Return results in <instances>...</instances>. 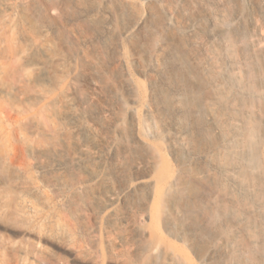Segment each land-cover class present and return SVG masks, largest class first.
Returning a JSON list of instances; mask_svg holds the SVG:
<instances>
[{"label": "rangeland", "instance_id": "rangeland-1", "mask_svg": "<svg viewBox=\"0 0 264 264\" xmlns=\"http://www.w3.org/2000/svg\"><path fill=\"white\" fill-rule=\"evenodd\" d=\"M29 2L3 0L13 15L34 22ZM52 14L71 45V60L63 52L71 77L56 93L63 143L53 154L40 148L20 155L0 97L1 145L16 166L12 184L0 172V264H162L157 252L140 253L142 229L154 228L147 218L153 199L144 185L126 188L154 176L139 148L150 143L172 173L182 161L203 169L205 160L191 155L190 128L177 118L166 120L163 140L147 137L142 121L147 110L158 111L157 93L178 89L171 49L184 48L198 65L206 50L228 47V24L247 37L264 74V0H59ZM41 34L37 51L47 59L53 34ZM159 233L190 264H224L222 249L203 261L204 247Z\"/></svg>", "mask_w": 264, "mask_h": 264}, {"label": "bare ground", "instance_id": "bare-ground-1", "mask_svg": "<svg viewBox=\"0 0 264 264\" xmlns=\"http://www.w3.org/2000/svg\"><path fill=\"white\" fill-rule=\"evenodd\" d=\"M58 4L30 0L31 22L13 15L14 6L0 0V97L15 123L11 137L20 155L25 149L39 153L40 148L53 154L63 143L56 93L71 77L63 54L67 51L71 60V45L52 14ZM43 28L53 34L47 59L37 51ZM235 33L228 24L222 32L228 47L206 50L198 65L184 48H172L171 60L179 71L171 81L178 89L157 93L158 111L147 110L141 124L147 137L163 140L166 120L177 118L190 128L185 145L191 155L205 160L203 169L182 161L172 173L150 143L139 148L154 176L126 188L137 192L144 185L153 199L147 218L154 228L142 229L140 253L157 252L162 264L190 263L164 244L159 231L204 247L203 261L222 249L224 264H264V74L247 37ZM98 81L108 83L100 74ZM81 99L88 104L89 99ZM126 147L131 150L130 144ZM4 153L0 140L1 177L12 184L16 166Z\"/></svg>", "mask_w": 264, "mask_h": 264}]
</instances>
